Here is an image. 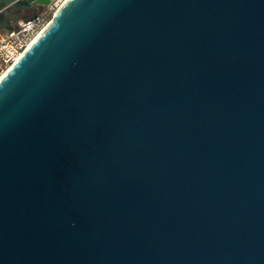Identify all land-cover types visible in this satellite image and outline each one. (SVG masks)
Returning <instances> with one entry per match:
<instances>
[{
  "label": "water",
  "instance_id": "obj_1",
  "mask_svg": "<svg viewBox=\"0 0 264 264\" xmlns=\"http://www.w3.org/2000/svg\"><path fill=\"white\" fill-rule=\"evenodd\" d=\"M0 264H264V0H67L0 83Z\"/></svg>",
  "mask_w": 264,
  "mask_h": 264
},
{
  "label": "built area",
  "instance_id": "obj_2",
  "mask_svg": "<svg viewBox=\"0 0 264 264\" xmlns=\"http://www.w3.org/2000/svg\"><path fill=\"white\" fill-rule=\"evenodd\" d=\"M65 2L51 0L35 15L20 19L14 29L0 31V83L8 71L19 62L49 27L56 12Z\"/></svg>",
  "mask_w": 264,
  "mask_h": 264
},
{
  "label": "flooded vegetation",
  "instance_id": "obj_3",
  "mask_svg": "<svg viewBox=\"0 0 264 264\" xmlns=\"http://www.w3.org/2000/svg\"><path fill=\"white\" fill-rule=\"evenodd\" d=\"M39 5V4H38ZM32 6V7H25L22 8V10L20 12L17 13V20L15 23H17L20 19L22 18H26L29 17L30 15H32L34 12H36L38 9L40 10V5L39 6ZM13 9H9V12H12ZM9 21L11 23H14L12 19L9 18Z\"/></svg>",
  "mask_w": 264,
  "mask_h": 264
},
{
  "label": "crops",
  "instance_id": "obj_4",
  "mask_svg": "<svg viewBox=\"0 0 264 264\" xmlns=\"http://www.w3.org/2000/svg\"><path fill=\"white\" fill-rule=\"evenodd\" d=\"M40 10L38 9L36 12H34L32 15H30V16H33V15H35L37 12H39ZM29 16V17H30ZM23 19V18H22Z\"/></svg>",
  "mask_w": 264,
  "mask_h": 264
},
{
  "label": "rangeland",
  "instance_id": "obj_5",
  "mask_svg": "<svg viewBox=\"0 0 264 264\" xmlns=\"http://www.w3.org/2000/svg\"><path fill=\"white\" fill-rule=\"evenodd\" d=\"M5 30H6L5 28L0 29L1 32H2V31H5Z\"/></svg>",
  "mask_w": 264,
  "mask_h": 264
},
{
  "label": "bare ground",
  "instance_id": "obj_6",
  "mask_svg": "<svg viewBox=\"0 0 264 264\" xmlns=\"http://www.w3.org/2000/svg\"><path fill=\"white\" fill-rule=\"evenodd\" d=\"M66 0H64V2H65Z\"/></svg>",
  "mask_w": 264,
  "mask_h": 264
}]
</instances>
